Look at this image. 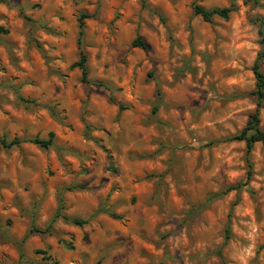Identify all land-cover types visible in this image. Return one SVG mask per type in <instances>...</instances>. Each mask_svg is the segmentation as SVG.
I'll list each match as a JSON object with an SVG mask.
<instances>
[{
  "label": "rangeland",
  "instance_id": "rangeland-1",
  "mask_svg": "<svg viewBox=\"0 0 264 264\" xmlns=\"http://www.w3.org/2000/svg\"><path fill=\"white\" fill-rule=\"evenodd\" d=\"M258 17L264 0H0V138L52 134L0 145V264H264V147L231 140Z\"/></svg>",
  "mask_w": 264,
  "mask_h": 264
},
{
  "label": "trees",
  "instance_id": "trees-1",
  "mask_svg": "<svg viewBox=\"0 0 264 264\" xmlns=\"http://www.w3.org/2000/svg\"><path fill=\"white\" fill-rule=\"evenodd\" d=\"M233 11V6H230L228 8H213L206 10L199 5H194L192 8L193 15L199 16L200 19L203 22L209 23L212 21L213 18H220L222 20H226L229 16V14ZM85 18V15L81 16V19L78 20V36L80 37L82 34V27H83V22L82 19ZM254 22L257 25V33L260 36V51L256 54L255 60L252 64L251 67V72L252 76L254 78V91H253V96H254V102H255V108L253 113L249 116L248 120L246 121L245 126L241 129V131L231 137V140H236V141H241L244 143L245 146V152L248 154L255 143H259L264 147V133L260 130L258 124H259V119H258V111L263 108L264 106V74L261 71V61L264 59V20L262 18H256L254 19ZM0 33H6V31H3L0 29ZM133 44L143 48L142 43L136 39ZM85 55L80 51L77 61L73 63L71 66L73 68H77L80 72V80L83 83H86V67H85ZM51 139H52V134L48 133L47 134V139L46 140H40L36 137L34 138H27V139H12L9 142H6L3 138H0V145L4 148H10L12 146H17L21 143H29L32 145H36L39 148L42 149H47L50 144H51ZM249 176V171H247V176ZM248 180V179H246ZM247 181H245L243 184L245 185ZM238 186H229L226 189L223 190L222 193L230 191V190H236ZM56 218H61L64 221L70 222L71 224L75 226H80L84 222L79 220V219H68L64 217L61 213H56L54 219ZM53 219V220H54ZM49 226H47L44 229V232L48 231ZM30 232L34 233H40L39 230L35 228H31ZM228 228L225 229V236L224 240L227 239L228 235Z\"/></svg>",
  "mask_w": 264,
  "mask_h": 264
}]
</instances>
